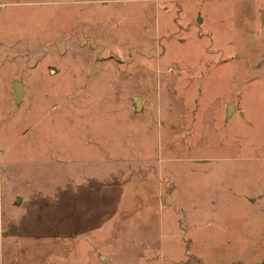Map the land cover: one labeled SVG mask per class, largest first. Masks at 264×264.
Segmentation results:
<instances>
[{
	"label": "rangeland",
	"instance_id": "1",
	"mask_svg": "<svg viewBox=\"0 0 264 264\" xmlns=\"http://www.w3.org/2000/svg\"><path fill=\"white\" fill-rule=\"evenodd\" d=\"M0 264H264V0H0Z\"/></svg>",
	"mask_w": 264,
	"mask_h": 264
},
{
	"label": "water",
	"instance_id": "2",
	"mask_svg": "<svg viewBox=\"0 0 264 264\" xmlns=\"http://www.w3.org/2000/svg\"><path fill=\"white\" fill-rule=\"evenodd\" d=\"M14 87H15V92H16L17 98L20 99L22 97V91H21L20 84L16 83ZM231 109H232V107L229 106L228 112H230Z\"/></svg>",
	"mask_w": 264,
	"mask_h": 264
}]
</instances>
